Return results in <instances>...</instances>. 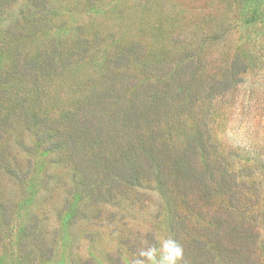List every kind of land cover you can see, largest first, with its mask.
I'll return each mask as SVG.
<instances>
[{"label": "rangeland", "instance_id": "374dc122", "mask_svg": "<svg viewBox=\"0 0 264 264\" xmlns=\"http://www.w3.org/2000/svg\"><path fill=\"white\" fill-rule=\"evenodd\" d=\"M264 264V0H0V264Z\"/></svg>", "mask_w": 264, "mask_h": 264}, {"label": "clouds", "instance_id": "9594fccd", "mask_svg": "<svg viewBox=\"0 0 264 264\" xmlns=\"http://www.w3.org/2000/svg\"><path fill=\"white\" fill-rule=\"evenodd\" d=\"M183 253V247L176 240L167 238L159 247L141 249L138 258H134L131 264H178L183 259Z\"/></svg>", "mask_w": 264, "mask_h": 264}]
</instances>
